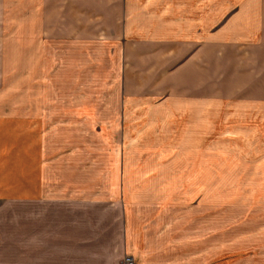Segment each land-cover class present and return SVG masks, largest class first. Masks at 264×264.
<instances>
[{"label":"crops","instance_id":"crops-1","mask_svg":"<svg viewBox=\"0 0 264 264\" xmlns=\"http://www.w3.org/2000/svg\"><path fill=\"white\" fill-rule=\"evenodd\" d=\"M54 44L72 46L78 60H85L90 49L87 45H113L121 50L120 82L126 97L145 95L157 96L158 103L175 101L163 115L171 117L170 124L177 122L178 130L182 131L183 125H189L190 131L198 130L200 121L206 130L223 131L221 137H225L220 142L206 138L202 147L220 143L243 151L251 134L241 135L244 126L235 115L253 114L259 120L264 107L223 108L222 104L264 103V0H0V186L4 187L6 167H11L16 198L25 200L13 213L12 223L21 237L16 251L27 260L22 264H112L113 254L99 244L127 242L125 232L120 231L125 226L120 210H115L118 216L115 212L113 218L87 210V204L103 211L113 202L95 201L79 186L54 195L58 186L49 181L54 155L39 151V134L53 130L52 114L48 116V109L41 112L33 105L31 91L20 89L14 97L29 93L30 106L15 101L19 105L7 109L6 101H1L9 84L37 82L39 61L47 59ZM11 51L19 60L18 66L23 62L36 70L28 75L18 70L5 75ZM83 82L84 77L80 80L79 76L78 83ZM155 109L131 105L121 110L124 117L138 112L136 118L128 120L131 130L140 121L134 133L129 131L125 148L138 141V132L147 126L144 117ZM41 113L46 114L45 120ZM78 113L74 114L84 115V110ZM223 113L224 117L216 119V114ZM156 116L159 114H153V119H158ZM179 116L185 123L178 122ZM201 142L190 144L191 151L198 153ZM183 144L175 142L173 148ZM73 159L76 164L86 163L87 158ZM195 159L191 162L201 163L190 169L195 168L200 198L196 195L191 203L190 264H264V181L255 182L254 194L260 198L253 207L242 212L238 205L239 213L233 218L223 197L221 219H215L211 210L216 205L203 195L210 189L209 182H214V174L229 182L237 179L234 183L244 177L229 163H245L257 178L258 172L264 173V164L253 165L264 159V154L252 159L240 154H195ZM216 159L223 160L220 170L219 165L215 169ZM128 161L133 162L130 171H134L135 162ZM86 166L77 168L87 170ZM115 168L111 171L116 173ZM114 191L112 187L109 192ZM94 193L96 188L89 195ZM216 221L221 222L220 237Z\"/></svg>","mask_w":264,"mask_h":264},{"label":"rangeland","instance_id":"rangeland-1","mask_svg":"<svg viewBox=\"0 0 264 264\" xmlns=\"http://www.w3.org/2000/svg\"><path fill=\"white\" fill-rule=\"evenodd\" d=\"M87 46H90V49L87 48L85 52V60H78L77 51L72 46L54 44L52 51L47 53V59L39 61L37 82L9 84L5 90L6 97L4 98L5 94H2L1 101H6L7 109L19 105L20 102L24 106H30L29 93L23 94L21 98L14 97L19 94L20 89L23 92L31 91L34 96L33 105L41 108V112L48 109V116L52 114L53 130L39 134L42 143L39 151L41 150L44 155H54V170L49 176V181H52L54 187L58 186L54 195L61 196L60 194L67 188L79 186L95 201L113 202L105 206L103 211L94 208L95 204L86 205L87 210L95 209L107 218L115 217V212L116 216L119 213L125 224L121 226L120 231L125 232L127 242L118 244L114 241L99 242L102 250L107 249L113 254L112 264H124L127 259L131 264H190L191 203L196 195L200 198V186L196 188L195 183V168L190 167H197L201 163L191 161L196 160L195 154L210 156L240 154L249 159L264 154V108L259 120L256 119L257 116L254 119L253 114L235 115V118L239 116L241 125L244 126L240 128V132H243L241 135L251 134L245 141L243 151L220 143L206 149L205 146L202 147L206 145V138L219 141L225 138L221 137L223 131L211 133L212 131L206 130L200 121L197 123L198 130H188L189 125H183L182 131L178 130V123L174 121V125L170 124L168 120L171 117L163 115L168 110L167 107L171 104L176 105L175 101L170 104L158 103L157 96L124 95L120 82L121 67L118 63L121 62V50L112 48L113 45H110V48L106 44ZM18 62L14 52H9L5 75L15 73V70L28 75V71L36 70L34 67L23 66V62L18 66ZM79 62L81 64L78 67ZM79 76L80 80L84 77L85 82L78 83ZM15 101L19 103L15 104ZM227 104L223 103L222 107H264V103L245 102L228 106ZM131 105L135 108H156L153 114H159V117L153 119V114L148 113L144 117L148 119L145 130L138 132V141L127 149L125 145L130 136L129 131L134 133L140 124V121H136L132 130L128 125V120L138 115L137 111L125 117L120 113ZM81 109L84 110V115L77 117L74 113L79 114ZM216 115H218L216 119L219 120L224 117V113ZM41 117L45 120L46 114L41 113ZM180 120H183V116H179L178 122ZM203 127L205 130H202ZM178 141H184V144L173 148V144ZM196 141H202L201 146L197 147L198 153L191 151L193 148L190 149V144L194 145ZM75 156H85L86 163L75 164L73 162ZM90 156L97 158L92 160L89 159ZM113 159L118 161L112 162ZM127 159L135 162L134 171H130L133 162H126ZM216 160L219 162L215 163V169L219 165L220 170L223 160ZM263 164L264 159L253 166ZM81 165H87V170L77 168ZM229 165L235 167L236 174H244V177L234 183L237 179H230L229 182L228 179H221L214 174V182H209L208 193L203 194L216 205L211 210L216 214L215 219H221L223 199L226 204L229 203L230 217L233 218L239 213L238 205H241L244 212L248 208L251 209L253 203L260 198L254 194V187L255 182L257 185L264 181L259 179L261 176L264 178V173L258 172L255 178V174L252 173L254 170H249L245 163L240 164L242 167L237 162ZM112 167H116V173L111 171ZM6 168L4 187L0 186V264H22L27 260L20 258L21 253L16 251L21 237L19 229L12 221L15 208L25 204V200L16 198L17 189L13 187L14 171L11 167ZM199 175L198 172L197 176ZM198 181L200 182V179ZM112 187H115L114 193L109 192ZM95 188L96 193L89 195ZM118 202L122 206V217ZM116 209L120 212L117 213ZM216 223L219 225L217 236L220 237L221 222ZM100 237L103 238L104 235ZM114 254L118 256L114 257Z\"/></svg>","mask_w":264,"mask_h":264},{"label":"built area","instance_id":"built-area-1","mask_svg":"<svg viewBox=\"0 0 264 264\" xmlns=\"http://www.w3.org/2000/svg\"><path fill=\"white\" fill-rule=\"evenodd\" d=\"M124 264H131L130 261L127 259L124 261Z\"/></svg>","mask_w":264,"mask_h":264}]
</instances>
